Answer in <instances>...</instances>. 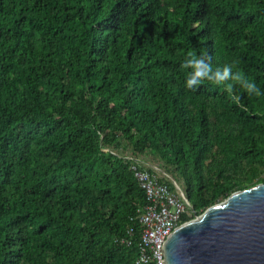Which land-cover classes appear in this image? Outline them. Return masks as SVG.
Returning a JSON list of instances; mask_svg holds the SVG:
<instances>
[{
  "label": "trees",
  "instance_id": "obj_1",
  "mask_svg": "<svg viewBox=\"0 0 264 264\" xmlns=\"http://www.w3.org/2000/svg\"><path fill=\"white\" fill-rule=\"evenodd\" d=\"M138 159L197 215L264 183V0H0V264H136Z\"/></svg>",
  "mask_w": 264,
  "mask_h": 264
},
{
  "label": "water",
  "instance_id": "obj_2",
  "mask_svg": "<svg viewBox=\"0 0 264 264\" xmlns=\"http://www.w3.org/2000/svg\"><path fill=\"white\" fill-rule=\"evenodd\" d=\"M163 253L165 264H264V183L180 224Z\"/></svg>",
  "mask_w": 264,
  "mask_h": 264
},
{
  "label": "built area",
  "instance_id": "obj_3",
  "mask_svg": "<svg viewBox=\"0 0 264 264\" xmlns=\"http://www.w3.org/2000/svg\"><path fill=\"white\" fill-rule=\"evenodd\" d=\"M135 162L131 170L146 196V204L133 218L139 222L140 227L136 264H145L152 260L156 264H165L163 246L167 237L183 223V216L190 220L196 214L174 179L169 180L174 186L172 189L166 182L169 179L168 174L160 172L158 167L150 171L147 166H141L143 162L140 159ZM133 233L135 231L130 227L129 238L124 239L127 244L131 243L130 237Z\"/></svg>",
  "mask_w": 264,
  "mask_h": 264
},
{
  "label": "clouds",
  "instance_id": "obj_4",
  "mask_svg": "<svg viewBox=\"0 0 264 264\" xmlns=\"http://www.w3.org/2000/svg\"><path fill=\"white\" fill-rule=\"evenodd\" d=\"M189 55L190 58L187 59L182 65L183 68L192 69L186 80V88L195 91L204 80L213 82L218 85L224 83L225 81L232 80L240 83L249 95L261 94L260 89L256 86L255 83L247 81L239 72H236L234 74L232 71V66H225L222 70L217 69L213 71L212 65L210 63V58L206 53L202 54L200 57H197L191 53ZM227 88L229 92L232 91L231 84H228ZM232 99L238 101L239 97L233 96Z\"/></svg>",
  "mask_w": 264,
  "mask_h": 264
},
{
  "label": "rangeland",
  "instance_id": "obj_5",
  "mask_svg": "<svg viewBox=\"0 0 264 264\" xmlns=\"http://www.w3.org/2000/svg\"><path fill=\"white\" fill-rule=\"evenodd\" d=\"M160 172H163V169L160 168ZM177 180L180 184H182V179L179 176L178 172H174V177H172L171 175H169V180Z\"/></svg>",
  "mask_w": 264,
  "mask_h": 264
},
{
  "label": "bare ground",
  "instance_id": "obj_6",
  "mask_svg": "<svg viewBox=\"0 0 264 264\" xmlns=\"http://www.w3.org/2000/svg\"><path fill=\"white\" fill-rule=\"evenodd\" d=\"M145 193V192H144ZM137 213V212H136ZM188 220V219H187ZM140 228V227H139Z\"/></svg>",
  "mask_w": 264,
  "mask_h": 264
}]
</instances>
